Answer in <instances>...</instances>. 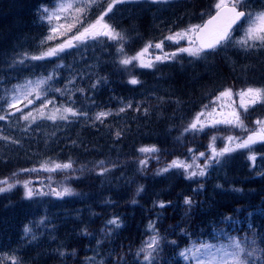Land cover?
Returning a JSON list of instances; mask_svg holds the SVG:
<instances>
[{
    "label": "trees",
    "instance_id": "16d2710c",
    "mask_svg": "<svg viewBox=\"0 0 264 264\" xmlns=\"http://www.w3.org/2000/svg\"><path fill=\"white\" fill-rule=\"evenodd\" d=\"M39 2L43 0H0V106L16 94L14 86L52 74L53 79L43 85L49 101L87 112V116H69L66 121L45 117L25 130H9V140H0V180L15 184L11 191L0 193V259L4 264H12L13 257L20 264H87L92 256L97 264H132L152 233L150 222L163 238L154 264H181L175 252L198 237H206L214 247L234 249L235 240L246 251L261 249L257 264H264V179L249 159L251 154L264 156V144L226 154L222 163L208 169V180L185 179L176 168L156 174L173 159L190 163L200 152L210 155L213 135L215 147L222 149L228 143L226 136L245 134L218 127L181 136L219 91L264 88V49L242 54L226 47L207 59L182 53L157 62L154 68H142L139 61L125 67L119 63L120 44L98 37L78 43V49L53 62L26 59L25 54L37 56L44 50L34 47L40 31L33 25ZM217 2L177 0L165 10H171L165 26L153 10L137 7L114 19L113 28L124 35V54L131 57L149 42L155 44L171 32L200 25L215 11ZM249 6L250 11L262 10L264 0H250ZM98 12H86L83 24H90ZM178 48L164 41L163 52ZM157 55L163 53L153 47L143 59L147 62ZM21 59L23 64L14 63ZM252 71L250 78L246 74ZM132 77L140 83L129 84ZM122 107L124 112L119 111ZM263 109L242 112L245 125L256 128L250 125L249 112ZM101 111L111 113L103 122L94 119ZM257 114L258 120L264 118ZM152 145L160 151L147 157V167L141 168L139 162L146 154L138 149ZM100 161L110 169L104 175L98 174ZM203 162V157L197 160ZM65 163L72 167L55 171L41 167ZM25 181L34 192L31 198L25 197ZM140 186L143 191L137 195ZM63 187L71 188L73 194L60 198L50 191ZM186 196L194 198L190 207L183 206ZM160 201L167 207H157ZM114 217L120 218L122 227L108 224ZM25 226L32 229L27 237ZM173 240L175 245L170 243Z\"/></svg>",
    "mask_w": 264,
    "mask_h": 264
},
{
    "label": "snow or ice",
    "instance_id": "6c2138e0",
    "mask_svg": "<svg viewBox=\"0 0 264 264\" xmlns=\"http://www.w3.org/2000/svg\"><path fill=\"white\" fill-rule=\"evenodd\" d=\"M88 6H92L95 4L96 0H86ZM126 0H112V2L108 3L107 9L101 13V15L93 22L88 24L86 27H83L82 30H78L76 34L72 35L69 39H67L64 43L57 45L56 47L48 48L45 52H43L39 56H28L25 54L26 59L32 60H41L46 57H54L58 56L60 53L64 52L66 49H70L75 47L78 43H82L85 39H97L98 37H106L109 40L116 41L120 46L118 47L117 51L122 55V58L119 60V63L122 66L127 67L128 65L132 64L133 61H139V66L142 68H154L156 63H163L168 60L175 59L178 54H187L190 57L196 59H207L210 55L218 52V50L228 47L230 44L233 43L231 30L233 29V25H235L238 21H241L242 18L247 20L248 27L245 30L244 38L241 40L235 41V44L240 45L245 50L255 47V44L249 43V41H260V46L264 47V11L258 12L253 14L250 11H247L249 5L246 0H218L215 4L216 13L215 15L210 16V18L202 25H190L188 28L179 31V32H171L169 35L165 36L163 40L156 42L153 44L149 42L143 49L136 53L135 56H127L124 54V46L121 43L125 40V37L122 33L116 31L110 24L104 21V17L112 11L115 3H123ZM168 0H153V3H166ZM73 7V3L71 2H61L59 3L56 11H50L48 8H44L43 12L47 13V19L51 20L53 17L59 19L57 12L65 11ZM78 13H83L85 8L78 7L76 9ZM77 22H80L79 17L75 18ZM63 27V25H61ZM75 27V24H72L68 27V31H71V28ZM209 30L211 33L209 35ZM53 32L56 31L55 28L52 29ZM208 38H205V37ZM48 39H52V37H48ZM187 39L189 43V47H180L176 51L171 53L163 52V45L164 41H171L172 43L179 44L181 40ZM75 42V43H74ZM155 48L161 50L163 55H157L153 59H148L147 62L143 59L145 53L149 51L150 48ZM14 63L23 64V59L19 61H14ZM53 79V75L49 74L47 77L40 79L39 81L35 82V87H32V81H28L26 84L16 85L14 86L17 93L20 95H16L12 98L9 102V106H15L17 101L21 99L27 100V104H32L33 100L29 99L33 93H36V98L39 99L41 94L37 91L41 85L47 84L48 81ZM131 85H137L140 83L138 79L132 77L128 81ZM93 87H96L94 84ZM57 91H60L57 89ZM82 91V90H81ZM233 95H238L240 97V105L239 107L244 110V113L248 111V108L256 103H264V88H253L249 87L245 90H241L239 93H234L231 89H225L220 93V95L216 98L220 100L222 97H231ZM245 98H248L247 100ZM216 101L212 103L215 104ZM47 103H52L51 101H47ZM47 103L42 101V106L47 107ZM27 106V105H25ZM131 107V105H128ZM210 108V105H205L204 110L197 114V116L193 119L191 123L184 128L181 136H184L185 133H203L206 128H218L220 125H226L231 128H239L245 132H248L246 138H240L239 136L228 135L225 137L226 143L225 147L222 149H217L215 147V141L217 137L213 135L211 137L209 143V150L210 155H206L204 152H200L198 156L193 155L191 162H186L183 159H173L170 163H168L165 167L160 168L157 170V175H162L163 173H167L173 168L181 169L184 173L185 179L192 180L198 177H205L207 171L213 164H220L222 163V159L226 154L234 151L235 149H251V146L256 143H264V120H257L255 123L257 127L255 129L249 130L244 123L243 113L233 109L228 117L222 119H215L211 118L212 113L216 111L215 108H211V111L207 112L208 117H210V121H204L201 117H204L206 114V110ZM17 111H21L19 107L16 108ZM57 112L60 109L56 110ZM120 112H124L125 108H120ZM64 115L59 116L60 120H67L69 116L77 117L80 115L87 116V112H83L80 110H76L73 107H65L63 108ZM111 113L101 111L98 112L95 116L96 121L103 122L108 115ZM31 113H28L30 116ZM28 116H24V119H27ZM50 119L55 120L56 117L52 116L49 117ZM5 116L0 115V120H4ZM117 137L120 136V132L116 133ZM0 139H6L4 137H0ZM179 139V137H178ZM232 142H235V148L231 147L230 145ZM138 151L142 154H146L145 159L140 160L141 168H146L148 164V158L151 157L153 154L158 153L160 150L152 145V146H145L138 149ZM189 153H193V149L189 148ZM203 157L204 162L203 164L197 163V160ZM250 160H255V155L251 154L249 156ZM104 161L99 162V166H101V171L98 173L100 175H104L106 172L110 171L109 168L103 167ZM45 171H55L58 169H69L72 167L71 163L65 164H54L51 168H46L43 165L41 166ZM29 171V170H26ZM15 175V174H14ZM0 185H6V187H0V193L11 191L14 187V183H9L8 180H0ZM201 187H203L201 185ZM219 187V185H218ZM25 197L31 198L34 195L33 190L29 187V182H24ZM51 193L56 195L57 197H64L68 195H72V189L69 187H63L61 190H57L56 188L50 189ZM143 191V186H140L137 189V195ZM236 191H240V189H236ZM44 195L46 193H40ZM137 201L135 199L132 200V203L135 204ZM193 203L190 197L184 198V204L191 206ZM157 207L165 208L167 204L163 201L157 203ZM261 211H264L262 209ZM251 215V213H250ZM109 225H114L115 228L122 227V222L120 221L119 217H114L113 219L108 221ZM149 229L152 231V235L149 237L148 241L145 242L147 245L146 247H141L138 252L136 253L137 257L143 254V260L146 264H154L155 260L159 256L160 244L162 241V237H160L159 233L157 232L155 225L153 222L149 223ZM32 232V229L28 226L24 228V234L27 237ZM32 240L36 239V236L33 234L31 236ZM171 244L175 245L176 241L173 240L170 242ZM253 245H255V240L252 241ZM235 251L231 253H226V255L231 256L230 264H257L258 261L261 260V257L258 255L262 250L256 247H253L251 250L246 251L245 248L241 247L240 242L233 241L231 245ZM210 245H202L201 247H193V248H186L179 252V256L185 259H188V253H191L192 259H197L199 255L202 254V249L206 250ZM156 255H153V254ZM60 255L63 256L64 253L60 252ZM253 257L256 259L253 260ZM118 260H123V257H118ZM2 264V262H0ZM12 264H20V261L16 258H12ZM199 264H204L203 260L199 261Z\"/></svg>",
    "mask_w": 264,
    "mask_h": 264
},
{
    "label": "rangeland",
    "instance_id": "374dc122",
    "mask_svg": "<svg viewBox=\"0 0 264 264\" xmlns=\"http://www.w3.org/2000/svg\"><path fill=\"white\" fill-rule=\"evenodd\" d=\"M75 2H77V4H80V7L85 8V11H87L88 9H91L92 7L98 5L102 0H96L95 4H93L92 6H88L86 0H74ZM74 1H66V2H71L74 5ZM145 1L148 5V9L149 10H153L155 12V14H159L158 18L161 19V24L162 26H165L168 22L167 19H169V17H171V10L168 9L167 11L166 8L169 7L171 3H173L176 0H168V2L166 3H153V0H126V5H131V3H138V2H142ZM61 2H65L63 0H57L55 3L57 4V7L59 5V3ZM130 3V4H129ZM135 6V5H132ZM56 7V9H57ZM124 8H126V10L122 11L120 13V15H123L125 12H128V8L125 6ZM129 8H132L131 6H129ZM43 7L40 9V14L39 19L43 20L45 23H42L44 25L43 27V32L39 31V33H41L40 36H38L36 39V46L40 45H44L47 44L49 45V43H51L52 41H54V39L58 40L62 37V35L65 34L66 29L69 27V23L70 21L73 19L75 13V7L73 6L70 9H67L65 11H60L57 12V15L59 16V19L53 17L51 20L47 19V13L43 12ZM56 9L52 10V11H56ZM128 14H130L128 12ZM255 14V13H254ZM61 25H63V27H61ZM248 27V22L247 20L245 21L244 25L239 29V32L236 34L235 37H232L233 43L230 44V48H234L235 50H240L242 52H247L251 49H257L258 47H262L260 46V41H249V43L255 44L256 46L250 49L245 50L243 47H241L240 45L235 44V41L241 40L242 38H244V34H245V30ZM55 28L56 31L53 32L52 29ZM62 34V35H61ZM52 37V39H48V37ZM181 41H186L187 39L181 40ZM61 43V41H60ZM189 45V43H188ZM55 57V56H54ZM54 57H46L44 59H48V60H52ZM42 59V60H44ZM26 84V83H25ZM32 87H35L34 85H32ZM246 100L248 98H245ZM215 104H213L209 110L211 111V108H215L216 111L214 113H212V117L211 118H215V119H222V118H226L228 117L229 113L233 110V109H237L238 108H234V107H238V105H240V97L238 96L237 99L234 96L231 97H222L220 100H217L215 98ZM18 102H16L15 105H18ZM235 102V104H234ZM26 103L22 104V106H20L19 108L21 109V111H24V114L28 115V113L34 114V113H39V108L38 107H33L30 105H27ZM10 107V106H9ZM15 107V106H14ZM250 108V107H249ZM248 108V109H249ZM11 109V108H10ZM10 111V110H9ZM250 111V109L248 110ZM249 116L252 117V123H250L251 126H253L254 124H256L255 122L258 120V114L257 113H253V112H249ZM210 117H208V115L206 114L205 118H201L202 120H208L210 121L211 119ZM257 127V126H256ZM260 161V162H258ZM255 163L257 164L258 170L261 172L264 169V166L262 164L261 159L257 158ZM40 170V168L38 169ZM116 174V172L114 173V175ZM192 200H194V198H191ZM193 204V203H192ZM183 206L186 207H190L188 205L183 204ZM199 239H206L205 238H200ZM148 241V240H147ZM202 245H209L205 242H200L195 246H190V247H183L181 250L186 249V248H193V247H201ZM147 245L145 244V247ZM211 246V245H210ZM226 253H230L229 251H226L224 249H215L214 247H209L208 249L204 250L202 249V254L199 255L197 257V259H192L191 258V253H188V259H185L183 257H181V259H183L185 262H188L189 264H199L200 260H203L204 264H230L231 262V256L230 255H226ZM134 262L137 260L138 264H146V262L143 260V254H141L139 257H137V255L133 258ZM112 261V258H111ZM112 264H114L112 262Z\"/></svg>",
    "mask_w": 264,
    "mask_h": 264
},
{
    "label": "bare ground",
    "instance_id": "6f19581e",
    "mask_svg": "<svg viewBox=\"0 0 264 264\" xmlns=\"http://www.w3.org/2000/svg\"><path fill=\"white\" fill-rule=\"evenodd\" d=\"M53 2V0H43V2H39L38 4H37V7H36V10H35V12H34V14H35V16H34V22H33V25H35L37 28H38V19H39V16H37L39 13H40V9L43 7V8H45V7H47V5H51V3ZM126 7L130 10V8H129V6L128 5H126ZM48 9H49V7H48ZM124 10H126V8H122V10H120L119 8H118V10H117V15H120V13L122 12V11H124ZM121 11V12H120ZM126 13L127 12H125L123 15L125 16L126 15ZM159 14H157V16H158ZM253 73V71L252 72H250V73H247L246 75H248V74H252ZM248 77H250V78H252L253 76L252 75H248ZM252 83H255V81H252ZM257 113H260V114H263L264 115V109L263 110H259ZM255 172L257 173V174H261L262 176H261V178H263L264 179V173L262 174L260 171H258V170H255Z\"/></svg>",
    "mask_w": 264,
    "mask_h": 264
},
{
    "label": "water",
    "instance_id": "95a60500",
    "mask_svg": "<svg viewBox=\"0 0 264 264\" xmlns=\"http://www.w3.org/2000/svg\"><path fill=\"white\" fill-rule=\"evenodd\" d=\"M210 33H211V30H209V35H210ZM205 38H208V37L206 36Z\"/></svg>",
    "mask_w": 264,
    "mask_h": 264
}]
</instances>
